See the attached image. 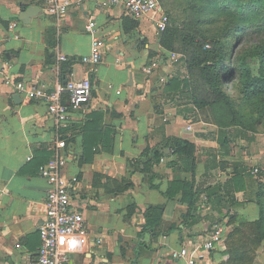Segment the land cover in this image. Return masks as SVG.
I'll return each mask as SVG.
<instances>
[{
  "label": "crops",
  "instance_id": "obj_1",
  "mask_svg": "<svg viewBox=\"0 0 264 264\" xmlns=\"http://www.w3.org/2000/svg\"><path fill=\"white\" fill-rule=\"evenodd\" d=\"M157 1L156 10L134 18L123 4L71 0L58 27L45 9V0H0V264H32L36 259L48 188L38 168L53 156L58 139L65 142L59 149L64 172L78 178L72 187V207L82 213L89 230L88 237L60 240V249L69 255L68 264L89 260L184 264L178 251L183 246H202L210 238V225L222 221L227 237L231 218L234 224L254 220L243 190L231 179L237 162L232 161V152L221 156L217 130L207 120L210 117L188 102L186 92L175 93L183 87L186 70L160 44L162 30L157 29L155 19L164 10ZM28 6L39 9L24 23L18 15ZM88 18L96 22L92 33L85 28ZM13 21L17 26L10 28ZM93 36L104 42L100 60L85 63L81 57L90 54ZM57 53L67 55L68 60L57 62ZM162 53L167 55L162 68L146 74V65ZM5 75L48 88L57 81L88 78L90 100L60 127L43 100L19 93L15 101L13 95L18 92L5 82ZM172 79L178 84L172 85ZM171 136L194 143L197 188L218 184L222 195L229 189L235 196L232 206L218 211L201 199L188 218L190 224L181 223L188 210L180 200L181 189L177 186L173 195L167 194L170 181L184 176L169 165L173 150L165 146V137ZM157 147L163 155L148 162L143 150L151 154ZM212 156L226 160L224 166L210 167ZM159 203L164 205L162 231L152 236L141 231L140 225L145 207ZM169 222L179 228L166 230ZM90 239L101 241L90 245ZM228 262L227 242L224 249L214 244L201 260V264Z\"/></svg>",
  "mask_w": 264,
  "mask_h": 264
},
{
  "label": "trees",
  "instance_id": "obj_2",
  "mask_svg": "<svg viewBox=\"0 0 264 264\" xmlns=\"http://www.w3.org/2000/svg\"><path fill=\"white\" fill-rule=\"evenodd\" d=\"M221 1L225 4L223 6L225 12L232 15L233 22L222 35L207 39L198 28L195 13L203 5L215 7L218 4L217 0H159L160 6L170 19L169 24L160 32L159 38L163 48L180 54L177 64L186 70L185 77L182 79L183 87L178 88L175 93L184 95L186 92L188 102L196 109L205 111L206 116L210 117L207 120L217 125V142L220 154L224 157L231 153L233 134L226 127L225 119L231 116L230 118L234 121L242 122L244 112L240 109L250 104L257 113L254 124L264 122V18L257 22L251 21L253 20L252 11L257 10L264 14V0ZM199 5L202 6L199 7ZM251 33L256 35V41L243 44L242 40ZM231 35L233 36L232 44H230ZM160 57L165 60L167 55L162 53ZM230 80H233V91H228L224 85ZM170 82L172 85L178 84L176 79ZM111 143L112 141L109 142ZM165 146L173 150V158L169 165L175 166L184 175L180 180L170 181V189L167 191V194L171 196L177 186L181 189L180 200L188 207L187 213L183 215L182 224H190L188 218H192V213L198 207L197 202L201 199H207L218 211L222 207L228 209L232 206L235 196L229 192V189L225 191L226 194H223L227 195V199L222 203L221 185L197 188L195 183L197 157L193 142L182 137L171 136L165 137ZM142 155L147 156L149 162L152 158L158 160L163 153L160 147H157L151 154H147V148H145ZM149 156H151L150 159ZM210 160V167L224 166L226 162L223 159L217 161L215 156H212ZM248 169L236 162L233 169L235 173L231 179L236 188L243 190L246 200L258 205V218L233 225L225 239L229 251L228 264H251L254 256H249L248 243L253 247L264 240V181L262 179L259 181L258 177L251 172V168L249 171ZM147 170L146 164L143 171ZM237 184L240 185L237 186ZM149 185L154 186L151 183ZM163 207L161 203L145 207L144 221L140 225L141 231L147 230L152 236H157L162 231ZM134 208L135 204L131 205L130 212H133ZM231 222L234 224L233 218L230 219ZM248 225L250 228L253 225L254 228L251 238L242 231ZM176 228H179V225L174 222H169L166 226L168 231ZM211 228L210 225L208 230Z\"/></svg>",
  "mask_w": 264,
  "mask_h": 264
},
{
  "label": "built area",
  "instance_id": "obj_3",
  "mask_svg": "<svg viewBox=\"0 0 264 264\" xmlns=\"http://www.w3.org/2000/svg\"><path fill=\"white\" fill-rule=\"evenodd\" d=\"M103 5L123 4L127 12L134 18L143 17L158 8L157 0H97ZM71 0H45L47 13L55 17L56 25L59 27L62 18L68 11ZM170 22L169 16L161 12L155 19L157 29L163 30ZM17 26V21L10 23L9 27ZM86 30L92 33L96 28V22L88 18ZM104 42L99 37H92L91 51L88 55H83L81 60L85 63H97L100 60L101 47ZM208 46V44H206ZM179 58V53L170 52V59L175 61ZM68 60V56L57 53V62ZM164 60L161 57L150 61L145 67L146 74H152L155 69L162 68ZM5 82L12 84L18 93L28 98L43 100L47 105V110L60 127L66 126L73 111L87 106L92 84L88 78L67 79L57 81L52 88L43 84L31 85L24 81H13L9 75H5ZM164 77L160 76L163 82ZM65 146L63 139H58L55 143L53 156L45 163L39 165L38 173L43 177L48 185L46 190L44 205V219L39 225L40 246L36 259L32 264H68L69 255L59 247L60 240L64 237L77 235L88 237L89 230L86 220L81 212L72 207L71 193L72 187L78 181L77 175H67L63 170V157L60 148ZM254 167L251 172L255 173ZM225 229L222 221L212 225L210 238L202 246L189 248L181 247L178 255L184 259V264H201L205 252L210 251L214 244L220 249L225 248ZM100 239H90V245L100 242ZM87 264H105L104 261L89 260Z\"/></svg>",
  "mask_w": 264,
  "mask_h": 264
},
{
  "label": "rangeland",
  "instance_id": "obj_4",
  "mask_svg": "<svg viewBox=\"0 0 264 264\" xmlns=\"http://www.w3.org/2000/svg\"><path fill=\"white\" fill-rule=\"evenodd\" d=\"M242 2H246L247 0H241ZM217 5L208 6L203 5L202 8L198 12L195 13L196 22H198V28L203 36L207 39L211 36L222 35L225 30H227L229 24L233 22L232 15L225 12L223 6L225 4L221 0H217ZM228 5V4H227ZM199 5V7H201ZM254 6L251 8L253 10ZM230 11V10H228ZM253 20L252 22H257L264 18V14L261 11L254 10L251 12ZM246 39L242 40L243 44H249L256 41V35L251 33V35H246ZM233 43V36L230 37V44ZM241 44V46L243 45ZM234 45V44H233ZM235 81V80H234ZM233 80L227 81L224 83L225 88L228 91L232 90ZM244 112V118H242V122H236L229 117V119H225L226 127L233 132L231 136V152H232V161L243 162L247 167L248 171L256 167L257 171L254 173L258 180L262 179L264 181V122L254 124V119L257 117V113L250 104L243 106L240 109ZM211 122V121H210ZM215 129L217 130V125L212 122ZM261 176V177H260ZM259 180V181H260ZM244 195V194H243ZM244 200H246V196H243ZM249 207L247 208L249 213L251 214L252 219L258 218V205L253 201L246 200ZM241 202V201H240ZM240 202H238L240 204ZM246 204V206H247ZM252 220H247V222ZM241 222L236 221V225ZM229 224L226 227L227 231H231L233 225ZM252 228V230H251ZM246 226L242 231L246 232V235L252 236L254 234L253 225ZM248 243L249 256L253 255V262L257 264H264V240L260 241L257 246H251ZM247 263H249L247 261ZM251 263V264H252Z\"/></svg>",
  "mask_w": 264,
  "mask_h": 264
},
{
  "label": "water",
  "instance_id": "obj_5",
  "mask_svg": "<svg viewBox=\"0 0 264 264\" xmlns=\"http://www.w3.org/2000/svg\"><path fill=\"white\" fill-rule=\"evenodd\" d=\"M38 7L37 6H28L26 8H23L20 13H19V18L24 22V23H29L30 18L34 16L38 12ZM19 93H15L13 95V99L19 100Z\"/></svg>",
  "mask_w": 264,
  "mask_h": 264
}]
</instances>
